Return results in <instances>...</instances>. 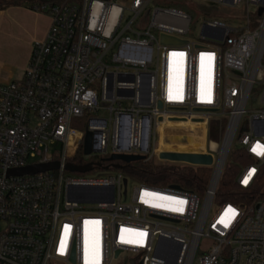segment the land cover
Wrapping results in <instances>:
<instances>
[{"label":"built area","instance_id":"built-area-1","mask_svg":"<svg viewBox=\"0 0 264 264\" xmlns=\"http://www.w3.org/2000/svg\"><path fill=\"white\" fill-rule=\"evenodd\" d=\"M182 1L30 7L51 26L23 79L0 83V264H264V0H195L206 9L195 36L191 14L172 7ZM169 122L204 126V141L164 137L204 144L175 153L211 156V166L172 163L212 170L203 195L134 184L123 202L125 163L111 157L160 160ZM234 152L247 159L238 187L256 192L247 203L216 201ZM46 164L58 168L9 174ZM229 207L238 214L224 227Z\"/></svg>","mask_w":264,"mask_h":264},{"label":"trees","instance_id":"trees-1","mask_svg":"<svg viewBox=\"0 0 264 264\" xmlns=\"http://www.w3.org/2000/svg\"><path fill=\"white\" fill-rule=\"evenodd\" d=\"M73 0H0V11L13 6L32 7L33 4H60ZM83 155L80 153L74 163L82 164ZM247 162L246 157L232 153L229 156L222 179L218 188L216 201L241 203L248 202L255 191H245L238 187L236 179L241 167ZM121 173L133 184L145 185L153 188H178L202 196L210 181V168H192L188 166L161 162L157 158L150 161H136L121 166ZM87 173H76L78 176ZM264 184V177H263Z\"/></svg>","mask_w":264,"mask_h":264},{"label":"crops","instance_id":"crops-1","mask_svg":"<svg viewBox=\"0 0 264 264\" xmlns=\"http://www.w3.org/2000/svg\"><path fill=\"white\" fill-rule=\"evenodd\" d=\"M50 26L47 14L27 6L0 11V83L23 79L33 45L45 40Z\"/></svg>","mask_w":264,"mask_h":264},{"label":"water","instance_id":"water-1","mask_svg":"<svg viewBox=\"0 0 264 264\" xmlns=\"http://www.w3.org/2000/svg\"><path fill=\"white\" fill-rule=\"evenodd\" d=\"M162 43L164 44H171V43H180L179 41L163 36ZM159 108L162 109V104H159ZM92 153V147L90 142V135L88 136L84 154L90 155ZM159 159L161 161L169 162V163H187L191 165H198V166H211L213 164V158L208 155H201V154H189V153H175V152H162L159 154ZM111 161H121L126 164H130L132 162L144 160V157L141 156H121V155H114L110 159ZM58 168V164H46V165H37L32 167H27L25 169L14 170L10 171V175H26V174H35L39 172H46L49 170H55ZM68 169H75L72 166H69ZM111 191H113L111 189ZM73 188L70 190V194L72 195ZM95 199H90V201H94ZM112 201V198H111ZM164 240H161L159 243V252L162 249L164 244ZM119 252L117 253V256ZM135 264V262H132Z\"/></svg>","mask_w":264,"mask_h":264},{"label":"rangeland","instance_id":"rangeland-1","mask_svg":"<svg viewBox=\"0 0 264 264\" xmlns=\"http://www.w3.org/2000/svg\"><path fill=\"white\" fill-rule=\"evenodd\" d=\"M172 7L175 8H180L183 9L184 11L188 12L189 14H191L192 18H193V24H194V28L191 31V36H195L198 34L199 32V26L202 23V15L201 12L203 10H206L204 8H200L201 4L195 0H184L182 2H177L176 4H173ZM210 11V10H207ZM212 11V10H211ZM215 13H217L218 15L227 18L228 15H235L236 11L231 9V8H226V7H221L219 9H215ZM243 12L241 11L240 15L242 16ZM226 124V123H225ZM86 128V123L85 125L79 126V129L81 130H85ZM210 141L211 138L210 136L207 139V149L210 146ZM166 143H182V144H189V143H195V144H201L199 141L195 140V139H184V140H166ZM158 159V158H157ZM90 162H95L98 163L100 161V158H93V156L90 158L89 160ZM85 163H88L87 161H85ZM169 163V162H166ZM172 164V163H171ZM117 172L121 173V170H117ZM100 173V171L98 172H91L88 173L87 175H98ZM69 175H76L73 173H68ZM135 188V185L132 184V182L124 176V179L122 181V188H121V194H122V200L123 202H130L133 190Z\"/></svg>","mask_w":264,"mask_h":264},{"label":"bare ground","instance_id":"bare-ground-1","mask_svg":"<svg viewBox=\"0 0 264 264\" xmlns=\"http://www.w3.org/2000/svg\"><path fill=\"white\" fill-rule=\"evenodd\" d=\"M167 127V128H166ZM204 126L195 125L191 123L183 122H169L165 123L162 129L161 138L157 148L158 152H189V153H198L204 151V144H182V143H166L164 137L168 136H189V137H200L204 141L205 134L201 137V133L197 132L195 129L201 128ZM178 140V139H177Z\"/></svg>","mask_w":264,"mask_h":264},{"label":"snow or ice","instance_id":"snow-or-ice-1","mask_svg":"<svg viewBox=\"0 0 264 264\" xmlns=\"http://www.w3.org/2000/svg\"><path fill=\"white\" fill-rule=\"evenodd\" d=\"M257 147H260V146L258 145ZM252 151H253V152H257V148H253ZM257 154H261V153H257ZM253 171H255V170H250V174H251V172H253ZM247 182H248V180H247V178H246V179L243 181V183L246 184ZM181 203H183V202H181ZM174 210H175V211H182V209H174ZM228 211L232 213L231 218L228 219V220H225L223 217H221V219L218 221V223L223 224L224 227H228L229 224L231 223V219H234L235 216L238 214V213L236 212V210L233 209V208H231V207H229ZM226 215H227V213H226Z\"/></svg>","mask_w":264,"mask_h":264},{"label":"flooded vegetation","instance_id":"flooded-vegetation-1","mask_svg":"<svg viewBox=\"0 0 264 264\" xmlns=\"http://www.w3.org/2000/svg\"><path fill=\"white\" fill-rule=\"evenodd\" d=\"M130 263H132V261Z\"/></svg>","mask_w":264,"mask_h":264}]
</instances>
